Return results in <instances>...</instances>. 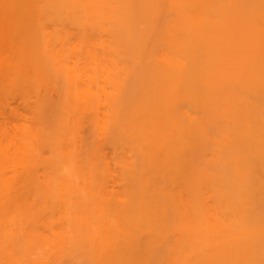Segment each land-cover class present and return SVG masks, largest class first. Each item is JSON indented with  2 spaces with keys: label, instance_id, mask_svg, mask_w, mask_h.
I'll return each instance as SVG.
<instances>
[{
  "label": "bare ground",
  "instance_id": "6f19581e",
  "mask_svg": "<svg viewBox=\"0 0 264 264\" xmlns=\"http://www.w3.org/2000/svg\"><path fill=\"white\" fill-rule=\"evenodd\" d=\"M29 1L60 131L0 178V264H264V0Z\"/></svg>",
  "mask_w": 264,
  "mask_h": 264
},
{
  "label": "rangeland",
  "instance_id": "374dc122",
  "mask_svg": "<svg viewBox=\"0 0 264 264\" xmlns=\"http://www.w3.org/2000/svg\"><path fill=\"white\" fill-rule=\"evenodd\" d=\"M28 1L0 0V178L10 171L8 163L10 159L17 157L24 140H28L30 158H51L56 149L53 145L54 138L60 131L53 120L54 109L42 110L44 106L40 105V99L53 94V83L60 82L62 77H58L55 64L43 67L38 65L41 54L33 29L37 15H33L30 10L34 3L31 4L32 7L26 6H29ZM29 25H33V28ZM71 41L76 42L75 36ZM54 104L55 101H50L47 106L52 108ZM103 108L100 106V111ZM41 131L42 138L37 139L36 135ZM71 132L72 129L66 133ZM28 135L29 138L25 137ZM63 140L64 138L59 139L58 147ZM104 153L105 156H111L109 148ZM108 170V188L119 192L121 186L118 184L115 166L111 164ZM44 172L43 167L38 168L36 177L39 178L38 174L42 176ZM36 177L34 180L37 181L44 178ZM24 178L29 180L26 176Z\"/></svg>",
  "mask_w": 264,
  "mask_h": 264
}]
</instances>
